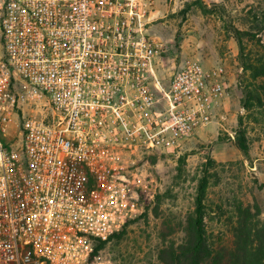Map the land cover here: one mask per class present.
I'll return each mask as SVG.
<instances>
[{
  "label": "built area",
  "instance_id": "built-area-1",
  "mask_svg": "<svg viewBox=\"0 0 264 264\" xmlns=\"http://www.w3.org/2000/svg\"><path fill=\"white\" fill-rule=\"evenodd\" d=\"M152 4L0 0V264H112L95 247L139 210L128 156L177 150L229 95L195 57L159 83Z\"/></svg>",
  "mask_w": 264,
  "mask_h": 264
},
{
  "label": "rangeland",
  "instance_id": "rangeland-1",
  "mask_svg": "<svg viewBox=\"0 0 264 264\" xmlns=\"http://www.w3.org/2000/svg\"><path fill=\"white\" fill-rule=\"evenodd\" d=\"M192 2L153 0L148 27L166 46L156 64V79L167 87L183 61L195 57L206 67L221 63L231 70L229 95L211 122L196 130L177 150L128 156L129 162L133 160L128 172L135 176L141 198L136 214L116 235L105 239L100 249L102 258L112 264H163L159 258L161 248L180 244L185 238L206 163L209 183L205 225L214 246L231 243L232 219L239 202L258 204L264 218V105L246 109L241 104L244 89L252 84L250 89L255 90L264 75L253 80L252 70L244 68L234 33V28L245 32V57L264 69V0H205L214 8L213 13L202 12ZM213 2L221 5L213 6ZM23 106L27 113L35 104L25 101ZM240 115L249 157L237 143ZM22 117L20 110L3 134L15 145L17 122Z\"/></svg>",
  "mask_w": 264,
  "mask_h": 264
},
{
  "label": "trees",
  "instance_id": "trees-1",
  "mask_svg": "<svg viewBox=\"0 0 264 264\" xmlns=\"http://www.w3.org/2000/svg\"><path fill=\"white\" fill-rule=\"evenodd\" d=\"M192 4L197 5L204 13L215 11L205 0H193ZM219 5L221 4L213 2V6ZM234 33L240 48L239 59L245 69L252 70L251 77L256 80V77L264 75V69L260 70L251 58L245 57V48L242 42L243 33L245 32L234 28ZM251 85L249 84L244 89L241 98V104L246 109L264 105V81L255 84V90L250 89ZM242 121L243 118L240 115L237 143L244 155L249 157L250 149L246 129L242 126ZM208 166L207 163L204 165L198 181L194 210L187 221L184 240L180 244H170L161 248L160 261L163 264H264V218H261V210L256 203L244 205L239 202L235 206L232 219V240L229 245L216 247L210 242L205 225L206 197L209 183ZM105 242V240L97 242L95 253L100 251Z\"/></svg>",
  "mask_w": 264,
  "mask_h": 264
},
{
  "label": "crops",
  "instance_id": "crops-1",
  "mask_svg": "<svg viewBox=\"0 0 264 264\" xmlns=\"http://www.w3.org/2000/svg\"><path fill=\"white\" fill-rule=\"evenodd\" d=\"M231 70L230 69H228V82L230 83V80H231V73H229ZM226 98V97H225ZM224 98V99H225ZM223 99V100H224ZM227 99V98H226ZM226 99L223 101V102H221L217 107H216V109L219 107V106H221V104H223V103H225V101H226ZM216 111V110H215Z\"/></svg>",
  "mask_w": 264,
  "mask_h": 264
}]
</instances>
